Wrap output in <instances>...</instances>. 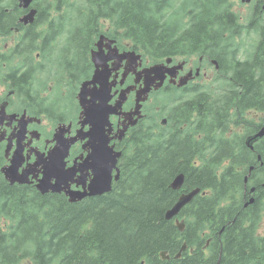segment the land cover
Here are the masks:
<instances>
[{
	"label": "trees",
	"instance_id": "trees-1",
	"mask_svg": "<svg viewBox=\"0 0 264 264\" xmlns=\"http://www.w3.org/2000/svg\"><path fill=\"white\" fill-rule=\"evenodd\" d=\"M255 1L246 23L229 0L59 1L57 20L63 25L57 26L60 39L51 55L54 72L60 69L62 77L71 68L66 56L87 55L105 33L140 53L144 63L213 59L225 87L213 97L196 87L199 96L179 105L186 123L181 130L153 131L144 124L131 129L122 148L120 179L102 196L71 203L64 195L10 185L0 173V264H264V235L258 233L264 213V138L251 151L244 136L231 129L244 124L246 135L264 125V0ZM36 4L39 16L47 11L39 0ZM23 12L17 0H0V30L18 27L12 22ZM243 31L257 36L246 59L223 57L230 39ZM80 68L87 70L84 62ZM82 77L78 74L76 88ZM234 78L236 91L242 90L237 96L230 95ZM196 111L208 119L205 126L190 125ZM258 113L260 123L254 118ZM209 119L218 127L213 129ZM249 166H254L249 174L254 202L243 207ZM179 173L184 183L172 190ZM194 188L200 194L176 217L184 224L180 231L164 214L181 193ZM221 229L220 245L214 248L212 242L204 252L202 232L213 237ZM184 244L191 250L181 251Z\"/></svg>",
	"mask_w": 264,
	"mask_h": 264
},
{
	"label": "flooded vegetation",
	"instance_id": "flooded-vegetation-1",
	"mask_svg": "<svg viewBox=\"0 0 264 264\" xmlns=\"http://www.w3.org/2000/svg\"><path fill=\"white\" fill-rule=\"evenodd\" d=\"M36 1L31 6V8L36 9L32 23L23 25L18 21L27 12V10H24L22 14H17L16 19L12 22V24L19 23L18 27H9V32L0 30V117H2L0 119V134L4 133V139L0 141V148H2L3 154V164L1 167L10 163L14 152L18 153L21 158L18 171L29 170V183L25 185L34 187L35 189L37 180L43 175L41 160L46 158L54 145L53 135L57 127H63L64 132L62 135L64 138L70 139L76 137L75 142L69 148L68 157L66 158L67 166L75 164L76 168H78L80 161L87 156L90 151L88 147L89 139L88 137H84V134L90 129V124L83 123L85 116L81 114L82 111H104L103 113L105 111H114L106 117L105 120L109 125L106 124L104 130H106V136L109 137V145L113 147L114 151L122 152L125 136L131 128H128L125 136L122 138H118V131L125 124L124 113L133 109L136 91L142 84V81L135 83V75L133 73H129L126 77H123L125 60L121 57V53L128 49L119 46L118 43L110 47L104 46L103 57L106 59L107 64V81L113 83V85L109 94L90 93L87 95V100L90 101V104L93 102L99 105L106 100L108 95L109 98L102 109L93 110L92 107L87 109L82 108L78 99L80 85L76 88L75 82L78 74L84 76L81 79L82 82L83 80L90 79L94 71L91 61V50L95 49L94 43L90 47L89 53L85 56H78L74 52L66 56L67 62L71 66V68H66L68 75L62 77L60 69L54 72L55 55H51V50L53 43L60 39L57 33L60 27L57 28V26L63 25L56 18L62 15V13L56 10L60 0H39L42 4H40V7L47 9V11L42 12L41 16L38 15L37 10H39V6L36 4ZM250 7L252 10L256 9L257 4L255 0L250 4ZM62 34L65 35V32H62ZM243 34L244 32L241 35L236 34L234 38L230 39L232 43L222 51L221 55L223 57L231 60L236 55L242 60L246 59L247 51L244 50V41L242 40L245 35L243 36ZM32 41L35 42L36 47L30 46ZM114 45L117 47V53L110 51V48ZM213 61V59L208 60V58H199L197 62H194L192 59L191 62L190 60L188 62L185 61V67L178 72L176 80L179 76L186 74L190 70L193 71V74H196L197 68L200 69L199 74L182 87H178L176 82H170V79L167 77L160 89H152L145 102L142 103V118L137 122L136 126L144 124L148 129H154L153 131H159L160 129L177 131L183 129L186 123L184 122V111H180V103L188 101L191 96H199V93L195 90L196 87L199 88L200 92L206 91L211 94V97H213L212 93L218 92L215 91L214 77L220 76L214 73L218 72L220 65L218 63V67H216ZM82 62L86 64L87 70L80 68ZM224 66V68L235 67L233 64ZM212 67L215 69V72H212ZM236 79H231L233 92L230 95L234 96H237L238 92L239 94L242 93V90L236 91L238 89L235 82ZM55 80H59L61 83H56ZM132 85H135V87L127 94V98L122 102L121 106H118L120 93L126 87ZM66 90L68 91L66 92ZM181 91L184 92L182 97L175 96L177 92ZM161 92H168L169 98L167 101L171 106L165 107V102L161 103L162 101H157V96ZM258 114H255V117L259 123ZM206 120L208 119L204 120L196 111L190 117V125L193 123L196 126L201 125L203 127L206 124ZM211 120L209 119V124ZM22 124L25 131L21 136H18L17 134ZM212 124L213 129L218 127L217 121L212 120ZM167 126L170 128L166 129ZM108 129L109 131H107ZM258 129L259 127L252 133L242 134L244 136V145L246 138L254 134ZM7 148L8 150L6 151ZM257 160L259 162L261 160V158H258V155ZM119 163L120 159L117 163V167L120 170ZM250 167H248L247 175H243V181L247 176L248 183ZM83 173L86 174L84 186L87 187L93 177L92 171L87 170L83 171ZM115 173L116 170H113V175ZM78 174L79 172H76V176ZM248 183H246V186H243V207L249 197V194L246 197L249 188L254 187L253 185L248 186ZM70 187L72 189H83L82 184L77 183H72ZM48 194L64 195L63 192H50ZM188 216L190 214H186V217ZM206 233L207 230L202 232L204 244L201 246V249L208 253L212 242L214 243V248L220 245L219 238L222 229L216 232L213 237L206 236Z\"/></svg>",
	"mask_w": 264,
	"mask_h": 264
},
{
	"label": "water",
	"instance_id": "water-1",
	"mask_svg": "<svg viewBox=\"0 0 264 264\" xmlns=\"http://www.w3.org/2000/svg\"><path fill=\"white\" fill-rule=\"evenodd\" d=\"M34 0H18L19 7L23 9L29 8ZM245 2H250L251 0H242ZM36 14L35 9H30L27 14H24L19 22L26 25L34 21ZM115 43V40L107 38L105 35H100L95 42V50L91 51V61L94 65V71L92 77L88 80L83 81L80 84L78 91V99L80 106L84 109L92 107L93 110L102 109L105 107L107 99L104 100L99 105L87 100V95L90 93L95 94H109L111 85L107 82V64L106 59L103 57V47L111 46ZM110 51L118 52L117 47L114 46L110 48ZM121 57L126 60L125 71L123 77H126L130 72H133L136 76L135 83L142 80V85L136 91L135 94V106L128 112L127 121L123 128L120 130V137L124 135V132L130 125L136 124L137 120L141 118V106L142 102L146 100L148 93L152 88L159 89L162 87L169 76L172 81H175L177 73L182 69L183 63L179 62L175 65H169L171 63V58L165 59L163 62H157L149 66L142 67V57L140 53H136L134 50H126L121 53ZM217 66L216 61H213ZM142 67L138 70V68ZM198 75V70L196 72ZM193 78L192 71L187 74L182 75L177 80L178 87H182L188 83L189 80ZM176 82V81H175ZM98 86V87H97ZM92 87V88H90ZM134 87V85L125 88L123 92L120 93L118 106H121L127 98V94ZM82 111L81 114L85 116L83 123L90 124V129L84 134V137H88V147L90 151L87 156L81 160L78 164V168L73 164L67 167L65 159L68 157V149L70 145L75 142L76 137L71 140L63 137L62 133L64 129L61 128L60 131L56 132L53 140L55 142L53 148L49 151L45 159L41 160L43 164V176L38 180L37 189L41 194H46L48 192L60 193L64 192L68 197L69 202H78L86 197L100 196L108 193L112 188V181L118 180L119 170L116 168L117 159L120 157L121 152H115L112 146H109V139L107 138L104 126L107 124L106 117L108 114L114 111ZM126 114V113H125ZM2 119V117H0ZM164 123V122H163ZM61 127V126H60ZM25 129L23 124L21 125L18 136L24 133ZM109 131V130H107ZM264 137V125H262L257 132L248 136L245 140V145L253 150L254 143ZM4 138V133L0 134V141ZM8 148L6 149V151ZM260 158V156L258 157ZM19 160L18 153L12 157L9 166L2 168V173L4 178L10 183H28L29 170L22 172L21 174L17 171V162ZM116 169L117 173L113 176L112 172ZM250 167L249 170H252ZM91 170L92 179L90 180L87 188L84 187L86 174L83 171ZM76 172L79 175L75 178ZM54 179V180H52ZM247 177H245V181ZM71 183L82 184L83 189H71ZM184 183V174L179 173L173 178L169 187L172 190H179ZM254 192V187L250 188L249 193ZM200 193L199 188L191 189L186 193H181L175 203L166 210L164 218L166 220L174 219L178 216L180 211L184 206L189 204L192 199ZM254 202V197L251 196L244 204V207L252 204ZM175 224L180 231L184 229L183 222L178 219L175 220ZM185 249V245L181 250ZM178 253L176 256H178ZM163 259H168V256L164 252L160 253Z\"/></svg>",
	"mask_w": 264,
	"mask_h": 264
},
{
	"label": "rangeland",
	"instance_id": "rangeland-1",
	"mask_svg": "<svg viewBox=\"0 0 264 264\" xmlns=\"http://www.w3.org/2000/svg\"><path fill=\"white\" fill-rule=\"evenodd\" d=\"M229 2L230 3H232L231 4V6H232V11L233 12H235L237 15H239V19H240V21L242 22V23H246V22H248V18H249V12H250V10H251V7H250V4L251 3H253V1L250 3V4H246L247 2H245V1H242V0H229ZM249 6V7H248ZM54 17H56V16H54ZM57 18V17H56ZM244 32V31H243ZM245 35V36H244ZM243 36H244V38H243V40L242 41H244V50H246L247 52H248V48H251V46H250V44L251 43H253L254 42V39L256 38L257 39V36H255V35H252V34H246V33H244L243 34ZM73 52H71V54H72ZM168 58H171L172 60H171V63L169 64V65H175V64H178L179 62H182V61H184V62H182L183 63V67H182V69L181 70H183V68L185 67V64H186V62H185V60H182V59H180V58H176V59H173L172 57H168ZM195 59V58H194ZM188 60H190V62H191V58L190 59H188ZM188 60H187V62H188ZM192 60H193V58H192ZM197 62V61H196ZM198 70V73L200 72V69H197ZM211 70H212V72H215V69L212 67L211 68ZM189 72V71H188ZM187 72V73H188ZM197 72V71H196ZM93 74V73H92ZM214 74H217V73H214ZM91 77H92V75H91ZM90 77V78H91ZM83 78V77H82ZM41 79V78H40ZM81 79V78H80ZM214 79H215V82H214V85H215V90H220V89H222V88H224L225 87V83L223 82L224 81V79L222 78V77H217V78H215L214 77ZM88 80V79H87ZM79 86V85H78ZM79 91V90H78ZM186 94V93H185ZM182 95H184V92H177V95H175V96H177V97H182ZM168 98H169V95H168V93H163V92H161V93H159V95L157 96V101L158 102H161V103H164V105H165V107H169V106H171V104L167 101L168 100ZM258 120H259V123H260V117L262 116L261 114H258ZM247 117H250L249 115H247ZM254 118H255V121L257 120L256 119V117L254 116ZM256 123H258L257 121H256ZM231 129L233 130L232 132H236L239 136H241L242 134H244L245 132L243 131V129H244V124H240V125H237V124H232L231 125ZM172 130V129H171ZM0 152H1V154H2V148H0ZM3 155V154H2ZM260 156V155H259ZM258 156V157H259ZM261 158V157H260ZM259 158V159H260ZM246 183H248V181L246 180L245 181V178H244V184H243V186H246L247 184ZM250 184L248 183V186H249ZM250 188H252V187H250ZM250 188H249V190H250ZM255 189V188H254ZM247 201V200H246ZM245 201V202H246ZM184 208V207H183ZM182 208V209H183ZM258 233L260 234V235H264V213H263V215H262V219H261V221H260V225H259V229H258Z\"/></svg>",
	"mask_w": 264,
	"mask_h": 264
},
{
	"label": "bare ground",
	"instance_id": "bare-ground-1",
	"mask_svg": "<svg viewBox=\"0 0 264 264\" xmlns=\"http://www.w3.org/2000/svg\"><path fill=\"white\" fill-rule=\"evenodd\" d=\"M154 130V129H153Z\"/></svg>",
	"mask_w": 264,
	"mask_h": 264
}]
</instances>
